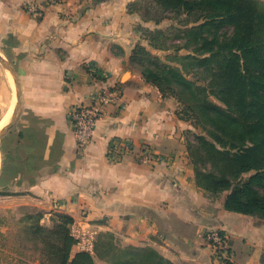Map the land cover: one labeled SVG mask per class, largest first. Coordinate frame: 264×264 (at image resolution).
I'll list each match as a JSON object with an SVG mask.
<instances>
[{"label":"crops","instance_id":"obj_1","mask_svg":"<svg viewBox=\"0 0 264 264\" xmlns=\"http://www.w3.org/2000/svg\"><path fill=\"white\" fill-rule=\"evenodd\" d=\"M134 1L61 0L34 19L25 5L44 0H0V56L19 91L0 137V201L18 202L42 221L66 214L77 235L90 233L94 242L109 233L122 247L151 248L172 264H263L264 219L227 211L225 193L197 186L188 123L131 64L133 48L145 46L144 29H163L165 20L143 21L128 10ZM115 85L119 105L105 107L78 151L70 108ZM114 139L132 144L118 162L106 157ZM210 230L228 237L221 259L204 239ZM79 251L75 244L71 254Z\"/></svg>","mask_w":264,"mask_h":264},{"label":"trees","instance_id":"obj_2","mask_svg":"<svg viewBox=\"0 0 264 264\" xmlns=\"http://www.w3.org/2000/svg\"><path fill=\"white\" fill-rule=\"evenodd\" d=\"M148 1L151 3L144 4L142 11L133 10L136 0L128 10L145 22L156 24L167 19L168 12H196L195 23L202 20L209 27H231L224 41H217L215 37L203 39L205 51L185 55L183 64V69L191 66L209 73L207 87L213 89L222 105L208 99L204 85L187 79L182 69L160 64L140 45L133 48L130 61L142 62L147 58L154 68H140L145 82L155 86L163 97L162 86L167 85L205 133L197 141L212 172L196 167L187 145L197 186L212 195L225 193L223 207L227 211L264 219V2ZM192 28L200 29L201 25L186 30ZM186 30H178V36L185 37ZM144 33L149 37H164L161 29H144ZM244 174H249L246 179H242ZM40 220L38 213L23 214L15 223L21 227L15 229L13 239L10 232L0 229V260L4 257L13 264H33L35 257L21 252L18 247L21 246L35 252L39 264H96L95 258L108 264H172L151 248L122 247L109 233L95 239L91 252L79 251L72 255L71 249L76 244L70 230L73 219L63 213H53L48 225L41 224ZM3 224L0 217V228ZM22 240L25 245L21 244ZM102 249H106L104 253ZM261 262L264 264V252Z\"/></svg>","mask_w":264,"mask_h":264},{"label":"rangeland","instance_id":"obj_3","mask_svg":"<svg viewBox=\"0 0 264 264\" xmlns=\"http://www.w3.org/2000/svg\"><path fill=\"white\" fill-rule=\"evenodd\" d=\"M147 3L151 2L148 0H136V4L133 5V10H141L143 5ZM195 17L196 12L188 14H174L172 12H168L166 14L167 19H165L161 25L163 28L161 31H163L164 37H149V35L144 33L143 38L145 40V46L142 47L150 55L149 57L158 59L160 64L182 69V73L187 79L196 82L198 85H204L203 87L206 89L205 93L210 101L217 105H222L218 101L213 89L207 87L210 77L209 73L202 69H193L191 66H185L183 69V64L185 63V55H198L205 51L206 46L203 45V39L215 37L217 41H224L225 37H229L231 27L228 25H222L217 28L209 27L208 25H204V21L202 20L195 23ZM184 25H187L188 27L201 25V28H192L189 29L190 31H187L186 29H188V27L185 28ZM178 30H186L187 33L185 37L180 35L178 36ZM4 60L6 61V59ZM131 64L138 71L141 67L154 68L153 64L149 63L148 59L145 57L142 62L134 61ZM9 79L10 75L8 71L0 65V119L1 117H7L9 119L13 111V85L10 83ZM162 88L164 90L165 97L167 96V98H171L175 102V113L177 117L187 122L189 125V130L186 134L187 145L190 147V154L192 159L195 161L196 167L206 173L212 172L213 170L211 169L210 163L205 156L204 150L201 149L197 141L198 137H204L205 133L201 129L200 125L192 118L190 112L177 100L176 94L170 91L167 85H163ZM248 175L249 174H244L242 179H246ZM2 195H4V192L0 191V196ZM25 213L32 212H30V209L26 206L19 205L18 202L0 201V217L3 218V222L5 223L1 225L0 229L4 232H10V238L13 239L15 229L17 227H21V225L16 226L15 223L22 218ZM49 222V219L47 221H42V219L40 220V223L43 225H48ZM21 244L25 245V242L22 240ZM26 245L29 246V243H26ZM18 247L21 252L23 251V253L33 255L35 257L33 264H39L38 256L35 252L32 250H24L21 246ZM102 250L104 253L106 249ZM4 252L5 254H8L9 251L4 249ZM0 264H13V262L11 260L9 261L8 258L1 257Z\"/></svg>","mask_w":264,"mask_h":264},{"label":"built area","instance_id":"obj_4","mask_svg":"<svg viewBox=\"0 0 264 264\" xmlns=\"http://www.w3.org/2000/svg\"><path fill=\"white\" fill-rule=\"evenodd\" d=\"M60 2L61 0H44L42 5H38L35 2H28L25 5V12L34 19H41L47 9ZM121 98V89L119 86L115 85L102 88L94 95L88 104L76 103L70 108L68 112V120L73 130L75 146L78 151H82L90 142L92 133L97 122L102 117L105 107H117ZM129 151H132V144L129 141L114 139L108 146L106 157L111 162H118L121 156ZM70 230L81 251L91 252L93 235L90 233L77 235L73 228H70ZM204 239L213 256L217 259L225 257L228 250V237L225 232L210 230L205 234Z\"/></svg>","mask_w":264,"mask_h":264},{"label":"water","instance_id":"obj_5","mask_svg":"<svg viewBox=\"0 0 264 264\" xmlns=\"http://www.w3.org/2000/svg\"><path fill=\"white\" fill-rule=\"evenodd\" d=\"M0 64L2 65V67L7 70L9 72V74L11 75V77L13 78V82L15 84V88H16V94H15V98H16V103H15V108L14 111L8 121V123L0 130V137L2 136V134L6 131V129L11 125L15 113L18 109L19 106V91H18V84H17V79H16V75L13 71V69L10 67V65L0 56Z\"/></svg>","mask_w":264,"mask_h":264},{"label":"bare ground","instance_id":"obj_6","mask_svg":"<svg viewBox=\"0 0 264 264\" xmlns=\"http://www.w3.org/2000/svg\"><path fill=\"white\" fill-rule=\"evenodd\" d=\"M13 85V84H12ZM9 119L4 117L0 122V130L8 123Z\"/></svg>","mask_w":264,"mask_h":264}]
</instances>
